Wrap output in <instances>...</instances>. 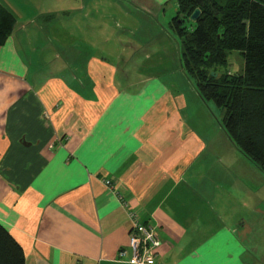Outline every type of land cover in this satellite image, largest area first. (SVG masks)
<instances>
[{"label": "crops", "instance_id": "0c3cea01", "mask_svg": "<svg viewBox=\"0 0 264 264\" xmlns=\"http://www.w3.org/2000/svg\"><path fill=\"white\" fill-rule=\"evenodd\" d=\"M177 1L0 0L16 20L0 47V225L25 264H128L119 195L160 239L154 264H264V185L230 186L189 104L160 100L146 70L119 82L106 57L71 52L105 9L166 25Z\"/></svg>", "mask_w": 264, "mask_h": 264}, {"label": "trees", "instance_id": "16d2710c", "mask_svg": "<svg viewBox=\"0 0 264 264\" xmlns=\"http://www.w3.org/2000/svg\"><path fill=\"white\" fill-rule=\"evenodd\" d=\"M177 4L171 24L181 40L185 73L195 81L201 99L222 110V127L233 144L264 173V0H178ZM196 9L201 16L189 28L185 23ZM15 25V17L0 5V47ZM234 52L241 59L236 73L228 69ZM0 264H25L23 248L1 225Z\"/></svg>", "mask_w": 264, "mask_h": 264}, {"label": "rangeland", "instance_id": "374dc122", "mask_svg": "<svg viewBox=\"0 0 264 264\" xmlns=\"http://www.w3.org/2000/svg\"><path fill=\"white\" fill-rule=\"evenodd\" d=\"M108 11L105 9L102 15L97 16L99 25L93 30L86 32L83 29L85 34L83 40L87 43L93 42L94 45L84 48L80 44L81 49L75 48L80 42L75 40L77 45L74 42L70 44L72 55L75 51L83 55L86 49V54L93 51L100 58L106 57L110 64L115 66L119 82H125L127 78H134L136 73L142 74V71L146 70L145 73L153 75L155 81H160L166 90L165 95L162 93L158 96L160 100H164L165 97L177 98V102L189 104L187 111L190 123L205 140L206 154L214 159L221 169L222 173H217L225 176L230 186H250V182L255 181L264 185L263 172L254 164L250 165L239 159L236 148L222 133L220 129H223L222 110L213 102L205 103L197 99L195 81L188 77L182 67L181 40L174 32L170 21L173 16L166 18L168 24L160 25L154 15L141 13L126 16ZM161 18H164V15H161ZM192 24L190 20L185 26L191 28ZM100 25H103V29H100ZM239 64L240 55L237 52L230 54L228 69L236 73L241 70ZM222 72L220 69L219 73Z\"/></svg>", "mask_w": 264, "mask_h": 264}, {"label": "built area", "instance_id": "2783aa9c", "mask_svg": "<svg viewBox=\"0 0 264 264\" xmlns=\"http://www.w3.org/2000/svg\"><path fill=\"white\" fill-rule=\"evenodd\" d=\"M105 184L117 192L115 186L110 180H106ZM119 199L125 208L129 209V218L131 219V230L129 233V248L131 257L127 261L128 264H154L156 250L160 247L161 241L151 226L145 225L140 220L138 213L129 208L127 202L123 201L119 195ZM126 256L125 250L119 251V260L123 261Z\"/></svg>", "mask_w": 264, "mask_h": 264}, {"label": "water", "instance_id": "95a60500", "mask_svg": "<svg viewBox=\"0 0 264 264\" xmlns=\"http://www.w3.org/2000/svg\"><path fill=\"white\" fill-rule=\"evenodd\" d=\"M200 16H201V10L200 9H196L194 11V13L191 15L190 20L192 22H197L198 19L200 18ZM212 74L214 75V73H212Z\"/></svg>", "mask_w": 264, "mask_h": 264}]
</instances>
